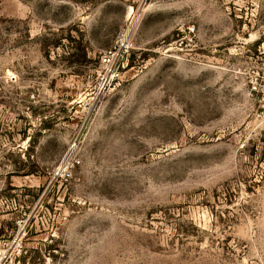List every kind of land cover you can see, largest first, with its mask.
Returning a JSON list of instances; mask_svg holds the SVG:
<instances>
[{"label":"rangeland","instance_id":"obj_1","mask_svg":"<svg viewBox=\"0 0 264 264\" xmlns=\"http://www.w3.org/2000/svg\"><path fill=\"white\" fill-rule=\"evenodd\" d=\"M0 264H264V0H0Z\"/></svg>","mask_w":264,"mask_h":264},{"label":"built area","instance_id":"obj_2","mask_svg":"<svg viewBox=\"0 0 264 264\" xmlns=\"http://www.w3.org/2000/svg\"><path fill=\"white\" fill-rule=\"evenodd\" d=\"M102 61L104 62L105 65L109 66L108 72H106V74H110L111 77H115L119 75L117 61L114 58V51L112 49H109L107 53L103 55Z\"/></svg>","mask_w":264,"mask_h":264}]
</instances>
